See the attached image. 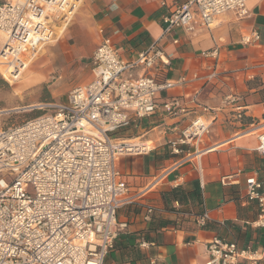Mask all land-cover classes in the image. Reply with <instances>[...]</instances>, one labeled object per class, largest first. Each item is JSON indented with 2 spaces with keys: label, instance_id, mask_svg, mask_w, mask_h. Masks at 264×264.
Instances as JSON below:
<instances>
[{
  "label": "built area",
  "instance_id": "obj_1",
  "mask_svg": "<svg viewBox=\"0 0 264 264\" xmlns=\"http://www.w3.org/2000/svg\"><path fill=\"white\" fill-rule=\"evenodd\" d=\"M82 1L1 3L0 32L4 41L0 64L18 73L15 69H19V64L6 62L13 52V43L19 38L28 40L29 33L36 34V43L20 48L16 54L19 63L29 61L40 46L57 38L55 29L66 28ZM247 2L184 0L162 18V35L175 28L189 33L196 26L209 29L227 11L244 18L248 15ZM258 38L259 32L254 29L241 41L248 45ZM6 49L10 54L6 55ZM203 55H216V49ZM165 64L166 55L156 43L126 62L110 40L104 39L91 57L90 82L73 87L64 102L41 104L40 109L49 107L47 112L20 124L0 127V264H104L115 239L127 228V222L118 220L119 209L137 203L165 177L163 171L141 189L131 191L116 167L120 155L149 150L145 143L121 140L116 135L127 129L133 119L150 116L157 108L159 92L185 82L183 77L175 81L160 77ZM133 67H140L144 74L124 77L123 73ZM161 107L170 118L190 112L177 98L163 102ZM216 112V108L200 106L189 123L166 142L169 153L176 157L172 166L207 150L200 149L198 143L209 132ZM235 116L237 120L243 118L239 111ZM245 133L256 134V150L264 155V120L252 121L237 135ZM244 185L245 199L257 207L253 225L264 228L263 183L250 175ZM153 213V205H141L144 221H149ZM208 220V213L203 211L197 224L203 226ZM149 245L145 240L139 241L141 249H148ZM206 252L203 264L264 263V247L240 248L236 242L219 237L206 243ZM122 264L166 263L146 256L141 263Z\"/></svg>",
  "mask_w": 264,
  "mask_h": 264
},
{
  "label": "crops",
  "instance_id": "obj_2",
  "mask_svg": "<svg viewBox=\"0 0 264 264\" xmlns=\"http://www.w3.org/2000/svg\"><path fill=\"white\" fill-rule=\"evenodd\" d=\"M183 1L83 0L65 37L52 46L57 76L51 86L57 94L91 81V57L104 39L126 62L156 43L168 61L160 77L185 79L182 85L159 92L156 110L133 119L121 133L119 139L149 148L117 159V170L131 191L166 172L137 203L119 209L118 220L127 222V228L115 239L104 264L141 263L146 256L166 264H203L206 243L213 237L234 241L240 248L264 247V228L253 225L257 207L245 199L244 185L245 178L254 175L264 188V155L256 150L255 133L237 135L252 121L264 120V0H248L244 18L227 11L209 29L196 26L189 33L175 28L162 35V18ZM254 29L258 40L243 44L242 36ZM214 49L216 55H203ZM143 74L140 67H133L123 76ZM172 98L190 112L177 118L166 116L161 104ZM200 106L217 109L209 132L198 143L207 150L172 166L176 157L166 142L189 123ZM237 111L243 114L241 120L235 118ZM142 204L154 206L149 221L141 217ZM203 211L209 220L199 226L197 219ZM141 240L149 242L148 249L139 247Z\"/></svg>",
  "mask_w": 264,
  "mask_h": 264
},
{
  "label": "rangeland",
  "instance_id": "obj_3",
  "mask_svg": "<svg viewBox=\"0 0 264 264\" xmlns=\"http://www.w3.org/2000/svg\"><path fill=\"white\" fill-rule=\"evenodd\" d=\"M6 1L0 0V4ZM75 15L65 29H55L57 35L55 40L40 46L36 55L34 54L35 56L29 61L26 60V68L16 80L11 79V77L4 78L0 72V127L20 124L24 120L49 110V107L46 106H42L41 109H30L27 106L66 101L68 91L57 94L51 86L57 76V62L54 59L52 46L56 40L65 37ZM3 41L4 35L0 32V47ZM68 42L72 44L71 40ZM5 68V65L0 64V71L5 70ZM124 131L119 132L116 138H120ZM6 179L9 180V177L7 176ZM28 189L31 191V186Z\"/></svg>",
  "mask_w": 264,
  "mask_h": 264
},
{
  "label": "bare ground",
  "instance_id": "obj_4",
  "mask_svg": "<svg viewBox=\"0 0 264 264\" xmlns=\"http://www.w3.org/2000/svg\"><path fill=\"white\" fill-rule=\"evenodd\" d=\"M21 32V31H20ZM25 32V34H27V31H24ZM23 32V33H24ZM15 33V32H14ZM25 34H24V37H25ZM15 36V35H14ZM13 37V36H12ZM28 40L30 39V41L31 42H29L28 40H26V39H24V38H22V39H18L20 42H18V40L17 41H15L14 43H13V46H12V48H13V52H11V54H10V50L9 49H6V55L7 54H10L8 57H10V59L8 60V61H6V62H8L9 64H11V65H17V64H19V69H15L16 71L18 70V73H16L15 74V72L14 73H12V72H10L9 70H2V71H0V72H2V75H3V77L5 78V77H7V78H9V77H11V79H17L19 76H20V73L21 72H23L24 70H25V68H26V60L23 62V63H19V61H17L18 60V57H16L17 55V51L20 49V50H23L24 48H30V47H32L36 42H35V40L37 39V37H36V34H34V33H29L28 34V38H27ZM15 52V54L13 55V53ZM27 54V53H26ZM13 55V56H12ZM2 63V62H1ZM12 71V70H11ZM40 105L41 104H34L33 106L31 105V106H27V107H34V108H39L40 107Z\"/></svg>",
  "mask_w": 264,
  "mask_h": 264
},
{
  "label": "trees",
  "instance_id": "obj_5",
  "mask_svg": "<svg viewBox=\"0 0 264 264\" xmlns=\"http://www.w3.org/2000/svg\"><path fill=\"white\" fill-rule=\"evenodd\" d=\"M153 215V214H152ZM152 217V216H151Z\"/></svg>",
  "mask_w": 264,
  "mask_h": 264
}]
</instances>
